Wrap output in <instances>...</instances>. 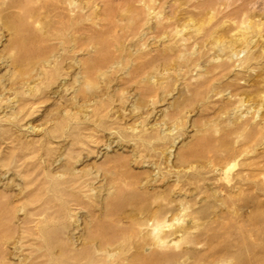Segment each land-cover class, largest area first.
Here are the masks:
<instances>
[{"label":"rangeland","instance_id":"obj_1","mask_svg":"<svg viewBox=\"0 0 264 264\" xmlns=\"http://www.w3.org/2000/svg\"><path fill=\"white\" fill-rule=\"evenodd\" d=\"M0 264H264V0H0Z\"/></svg>","mask_w":264,"mask_h":264}]
</instances>
